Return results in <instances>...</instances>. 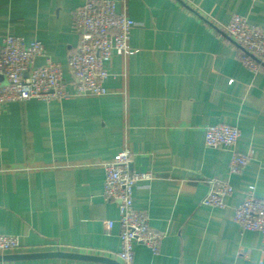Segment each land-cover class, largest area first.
Instances as JSON below:
<instances>
[{
    "label": "crops",
    "instance_id": "crops-1",
    "mask_svg": "<svg viewBox=\"0 0 264 264\" xmlns=\"http://www.w3.org/2000/svg\"><path fill=\"white\" fill-rule=\"evenodd\" d=\"M84 2L0 0V42L8 35L43 42L74 91L68 59ZM124 8L138 25L127 57L106 64L118 75L106 81L109 95L3 106L0 234L20 237L13 255L61 251L122 264L118 205L103 197L104 163L128 149L132 169L154 175L135 188V207L165 234L159 255L137 244L133 264H264L262 234L234 221L250 186L264 200V69L248 70L224 32L236 15L264 27V0H124ZM219 124L241 130L236 149L249 156L241 175L230 172L227 149L206 146V128ZM211 179L234 187L224 209L203 205Z\"/></svg>",
    "mask_w": 264,
    "mask_h": 264
},
{
    "label": "built area",
    "instance_id": "built-area-1",
    "mask_svg": "<svg viewBox=\"0 0 264 264\" xmlns=\"http://www.w3.org/2000/svg\"><path fill=\"white\" fill-rule=\"evenodd\" d=\"M116 0H85L77 9L74 28L79 34V44L69 56L68 66L73 77L74 91L68 88L62 65L46 55L41 41L26 44L22 37L8 35L0 42V126L2 108L14 102L39 100L46 103L60 102L77 96L102 97L111 92L106 87L112 74L106 64L114 56L126 58L131 49L132 31L138 25L127 13L119 10ZM225 35L242 51V63L254 74L264 69V27L251 24L244 16L236 15L224 28ZM39 58L45 62L37 65ZM3 77L4 81H1ZM241 137L237 126L212 125L206 128L205 143L208 148L227 149L231 153L230 172L244 173L249 156L236 147ZM132 153L126 149L104 163L105 182L103 197L118 205V222L122 227V264H133L135 246L143 244L159 255L165 238L163 232L150 226L145 212L134 203V190L154 179L151 172L131 169ZM209 192L203 205L226 208V199L233 195L234 187L226 180L211 179ZM255 186L246 191L244 201L235 207L234 221L244 231L262 234L261 256L264 258V200L256 196ZM114 221L107 222L109 231ZM21 249L17 235L0 234V255L12 254ZM0 264H7L0 262Z\"/></svg>",
    "mask_w": 264,
    "mask_h": 264
},
{
    "label": "water",
    "instance_id": "water-1",
    "mask_svg": "<svg viewBox=\"0 0 264 264\" xmlns=\"http://www.w3.org/2000/svg\"><path fill=\"white\" fill-rule=\"evenodd\" d=\"M132 169V166H131ZM43 258H61L70 260H82V261H94L108 264H119L113 260L91 256L85 254H78L72 252H49V253H34V254H20V255H0V262L17 261V260H28V259H43Z\"/></svg>",
    "mask_w": 264,
    "mask_h": 264
}]
</instances>
